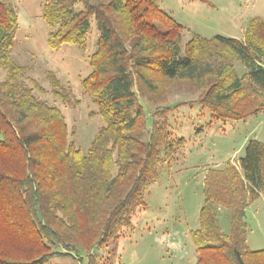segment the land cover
<instances>
[{"label":"trees","instance_id":"16d2710c","mask_svg":"<svg viewBox=\"0 0 264 264\" xmlns=\"http://www.w3.org/2000/svg\"><path fill=\"white\" fill-rule=\"evenodd\" d=\"M77 2L84 8L75 10ZM42 16L52 50L86 49L94 18L99 36L80 85L105 124L87 152L77 147L62 109L38 96L46 89L13 60L18 16L0 0V264H48L56 255L97 264L96 250L130 227L132 210L145 205L161 161L185 144L168 128L167 114L181 104H166L175 80L191 81L218 118L239 121L264 111V17L251 18L243 38L195 34L182 48L184 25L158 0H46ZM45 75L55 98L80 103L54 71ZM141 97L161 104L151 127ZM231 161L205 173L192 231L195 264H264V249L247 243L246 221L247 207L264 195V141L250 139L239 166ZM220 207L230 212L229 232Z\"/></svg>","mask_w":264,"mask_h":264},{"label":"rangeland","instance_id":"374dc122","mask_svg":"<svg viewBox=\"0 0 264 264\" xmlns=\"http://www.w3.org/2000/svg\"><path fill=\"white\" fill-rule=\"evenodd\" d=\"M96 1V0H94ZM18 16L14 34L13 60L29 67L28 75L46 89L36 94L58 105L75 130V142L84 153L97 131L105 124L97 114L98 105L81 89V79L90 71V55L95 51L99 30L91 17L86 49L64 44L58 50L49 48L51 30L43 19L46 0H9ZM159 4L184 25L182 48L195 34L210 38L217 34L243 38L251 18L264 17V0H158ZM82 2L74 5L81 10ZM239 73L245 71L236 62ZM52 70L69 85L80 103H62L51 92L45 71ZM5 71L0 70V79ZM200 92L189 80H175L168 88L166 104L174 106L167 114L168 128L175 137H184V146L175 156L159 165V179L150 184L144 206L135 207L129 215L131 226L118 238L96 250L97 264H195L196 246L192 231L199 227L203 202V181L208 168H221L228 160L238 161L246 143L253 138L264 141V111L245 119L224 120L216 117L200 102ZM147 113V126L153 123V111L161 105L140 98ZM145 138V135H143ZM219 220L225 232L230 230V212L219 208ZM247 243L251 249H264V195L246 209ZM74 256H53L48 264H81Z\"/></svg>","mask_w":264,"mask_h":264},{"label":"water","instance_id":"95a60500","mask_svg":"<svg viewBox=\"0 0 264 264\" xmlns=\"http://www.w3.org/2000/svg\"><path fill=\"white\" fill-rule=\"evenodd\" d=\"M35 209L37 210V215H38V217H39V220L41 221V220H42V215H41V213L38 211V206H37V205H35Z\"/></svg>","mask_w":264,"mask_h":264},{"label":"built area","instance_id":"2783aa9c","mask_svg":"<svg viewBox=\"0 0 264 264\" xmlns=\"http://www.w3.org/2000/svg\"><path fill=\"white\" fill-rule=\"evenodd\" d=\"M233 163H234L235 166H239V161H236V162L233 161Z\"/></svg>","mask_w":264,"mask_h":264}]
</instances>
